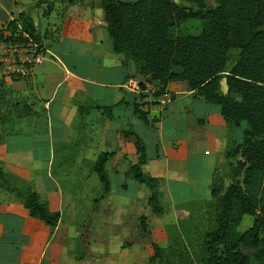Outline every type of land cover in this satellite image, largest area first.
<instances>
[{
    "label": "crops",
    "instance_id": "crops-1",
    "mask_svg": "<svg viewBox=\"0 0 264 264\" xmlns=\"http://www.w3.org/2000/svg\"><path fill=\"white\" fill-rule=\"evenodd\" d=\"M39 1L0 0V31L24 14L33 19L36 34L46 43L43 45L48 54L27 79L12 83L15 87L24 85L22 89L33 95L40 110L36 116L35 106L29 104L32 112L25 118L33 116L31 130L9 136L0 144V170L26 182L51 212L60 213V224L66 213H75L76 204L73 192L65 191L53 170L55 148L64 142L78 148L81 138L85 141L83 135H91L96 153L81 161L89 169L83 182L92 180L100 191L92 165L100 154H114L105 167L109 192L98 198L91 219L100 222L108 207L107 217L115 229L118 218L123 225L128 215L137 210L147 218L151 229L160 230L164 223H175L180 212L177 208H191V202L201 197L192 194L175 204L171 183L186 191H200L204 187L201 175H195L190 168L204 167L208 174L204 190L210 196L214 174L227 168L225 153L229 145L239 141L235 130L228 127L219 109L209 107L182 84H169L164 93H159L144 82L141 94H128L124 85L137 80L134 67L130 63L124 66L125 57L111 50L101 0H83V5L71 6L48 0L52 9L47 4L35 8ZM44 11L49 15L44 17ZM37 25L43 26V31ZM125 94L135 96L146 114L144 123L134 118L131 126L145 146L143 172L159 180L161 215L151 212L147 205L149 192L130 172L138 163L135 138H124L114 128L121 126L120 121L112 126L100 112L89 111L96 105L115 106ZM166 123H173L172 135L166 136ZM36 225L39 230L31 229ZM56 229L51 231L30 218L22 204L10 208L0 205V264H19L22 255L38 256L39 264L42 260L49 264H84L75 258L69 260L68 248L55 240ZM66 237L77 239L79 235L70 229ZM95 237L100 238L98 233Z\"/></svg>",
    "mask_w": 264,
    "mask_h": 264
},
{
    "label": "trees",
    "instance_id": "trees-1",
    "mask_svg": "<svg viewBox=\"0 0 264 264\" xmlns=\"http://www.w3.org/2000/svg\"><path fill=\"white\" fill-rule=\"evenodd\" d=\"M60 1L68 6L83 5V0ZM184 1L195 10L187 11L172 0H101L111 50L125 57L124 66L133 65L141 90L144 82L159 93H164L169 84H182L206 104L217 107L229 128L241 129L239 141L230 144L225 153L227 168L231 169L230 185L224 188L214 174L210 196L216 203L215 230L205 234L199 262L264 264V0ZM48 2L41 0L35 8L47 4L52 9L53 4ZM48 13L44 11L43 16ZM189 20L201 22V32L175 36V29ZM19 27L41 43L33 19L24 14L0 31V40H4L6 30L14 34ZM232 50L238 53L237 60L229 74L223 76ZM223 78L224 93L220 90ZM89 111L100 112L112 126L120 121L121 126L114 128L124 138H135L138 163L130 172L149 192L147 205L151 212L161 215L159 180L143 172L145 146L131 126L134 118L142 123L146 119L135 96L125 94L115 106L96 105ZM20 112L28 117L32 111L23 105ZM113 155L100 154L92 165L104 194L110 186L105 167ZM6 177L0 170L3 187ZM5 190L22 200L30 218L50 230L57 227L60 213L51 212L30 187L19 192L15 186H6ZM245 217L252 219V225L238 232ZM140 226L145 231V217H141ZM163 259L162 250L155 246L150 263L160 264Z\"/></svg>",
    "mask_w": 264,
    "mask_h": 264
},
{
    "label": "rangeland",
    "instance_id": "rangeland-1",
    "mask_svg": "<svg viewBox=\"0 0 264 264\" xmlns=\"http://www.w3.org/2000/svg\"><path fill=\"white\" fill-rule=\"evenodd\" d=\"M29 1L31 2V0ZM29 1L26 0L27 3ZM172 2L187 11L195 10L193 6L187 4L184 0H172ZM209 4L214 5L211 1ZM42 25H44L43 22ZM37 26L38 28L40 27V30L44 28L41 25ZM202 27L201 22L189 20L176 28L174 35H198ZM41 43L44 44V41ZM237 57L238 53L235 50L230 51L227 70L223 76L229 74ZM135 77L140 81L139 77ZM25 79H0V144L9 136L31 130L34 119L33 116L25 118L21 114L20 110L23 105L29 106L31 104V106H35V112L40 110L39 102H36L33 95L22 89L24 85L15 87L16 85L12 84L15 81H23ZM220 90L223 93L226 91L224 78L221 80ZM18 104L20 106L16 108ZM208 106L217 108L211 105ZM172 124L166 123V136L173 134L170 133ZM240 135L241 129H236L234 136L240 139ZM83 138H85L86 142L81 138L78 148L65 142L56 146V157L53 163V170L59 182L65 188V191L73 192L76 204L75 213H66L56 229L58 235L55 240H59L64 247L68 248V254L71 257L69 260L75 258V261H81L84 264H158L150 263L149 261V258L154 254V247L157 246L164 255V259L160 264H201L199 261L203 258L202 244L204 236L206 233L215 230L216 213L215 201L204 190L207 186L206 179L208 176L205 168L202 167L200 170L193 166L190 168V171L192 170L195 175H201L202 186L205 188L203 187L200 191H186L179 185L171 183L175 204L186 201L192 194L201 197L197 198L194 203L191 202V208H177L180 212H178V218L175 223L172 221L171 223H164L162 229L154 230L146 224L147 218H145V231H143L140 226V219L143 217V213L137 210L134 214L128 215L123 225L118 218L115 229L112 225L113 221L111 222L109 217H107L108 207L104 208V215L100 222L93 218L91 219L94 212H96L98 198L101 199L104 193L95 187L96 184L92 180L83 182V178L89 169L88 165L81 164V161L84 162L86 157L96 153V149L93 147L94 144H92V136L85 137L83 135ZM236 163L234 162L233 164L235 165ZM78 171L81 172L80 175ZM230 175L231 169L226 168L222 172L215 173V180H220L223 182L224 188H227L231 183ZM6 176L3 182L5 187L0 182V205L10 208L11 205L22 204V200L17 198L15 193L6 192V186H15V190L20 192L29 188V185L22 180L13 178L11 175ZM251 225L252 219L245 217L238 228V232H243ZM31 229L39 230L40 228L36 225ZM70 229L74 230L79 235V238H67L66 236ZM97 233L98 237H100L99 239L95 237ZM59 237L61 238L58 239ZM21 257L19 264H39L38 256L22 255ZM40 262V264H49L47 260Z\"/></svg>",
    "mask_w": 264,
    "mask_h": 264
},
{
    "label": "built area",
    "instance_id": "built-area-1",
    "mask_svg": "<svg viewBox=\"0 0 264 264\" xmlns=\"http://www.w3.org/2000/svg\"><path fill=\"white\" fill-rule=\"evenodd\" d=\"M18 29L14 34L6 30L4 40H0V79L28 78L47 60L43 44L36 42L20 27ZM124 88L131 94H141L142 91L136 79L129 80Z\"/></svg>",
    "mask_w": 264,
    "mask_h": 264
}]
</instances>
